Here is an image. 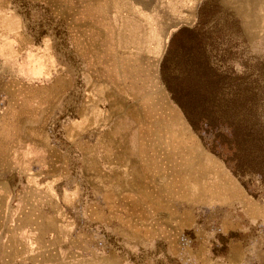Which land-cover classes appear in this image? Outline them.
Wrapping results in <instances>:
<instances>
[{
    "label": "rangeland",
    "instance_id": "obj_1",
    "mask_svg": "<svg viewBox=\"0 0 264 264\" xmlns=\"http://www.w3.org/2000/svg\"><path fill=\"white\" fill-rule=\"evenodd\" d=\"M204 2L211 62L264 86V0H0V264H264L233 122L193 131L160 81Z\"/></svg>",
    "mask_w": 264,
    "mask_h": 264
},
{
    "label": "trees",
    "instance_id": "obj_2",
    "mask_svg": "<svg viewBox=\"0 0 264 264\" xmlns=\"http://www.w3.org/2000/svg\"><path fill=\"white\" fill-rule=\"evenodd\" d=\"M205 3L195 26L179 29L170 38L160 63V81L193 131L212 133L221 123L233 122L228 160L236 171L257 174L264 183V86L256 68L236 74L211 62L202 38L209 21Z\"/></svg>",
    "mask_w": 264,
    "mask_h": 264
}]
</instances>
